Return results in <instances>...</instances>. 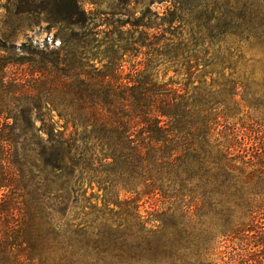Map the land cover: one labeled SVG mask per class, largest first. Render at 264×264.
Wrapping results in <instances>:
<instances>
[{
	"label": "trees",
	"instance_id": "16d2710c",
	"mask_svg": "<svg viewBox=\"0 0 264 264\" xmlns=\"http://www.w3.org/2000/svg\"><path fill=\"white\" fill-rule=\"evenodd\" d=\"M84 1H25L56 51L0 41V264H264V0Z\"/></svg>",
	"mask_w": 264,
	"mask_h": 264
},
{
	"label": "rangeland",
	"instance_id": "374dc122",
	"mask_svg": "<svg viewBox=\"0 0 264 264\" xmlns=\"http://www.w3.org/2000/svg\"><path fill=\"white\" fill-rule=\"evenodd\" d=\"M25 1L26 0H0V41L4 43L3 45H5L8 51L12 47H16L17 49L21 48L22 51H26L27 49L34 51H45L46 49L47 51L58 50L61 45V40L59 38H55L56 33L60 31L58 30V27L51 28L45 16L36 17L33 15L23 14L22 11L26 7L24 4ZM93 3H95V5H91L88 0H85L83 2V8L87 12L93 11L96 16L101 17L100 19L103 17L101 14H110L112 12L118 13L113 0H94ZM154 6L153 10L157 12H162L165 8L160 5ZM138 15L139 9L136 8L132 16L137 17ZM261 18L262 17H251L250 22H252V25H256L258 23V19ZM262 20V22H264V17ZM104 29L105 26H101L98 30L104 31ZM62 30L66 38H70L72 33L75 31L71 28H64ZM233 33L239 35L240 31L233 29ZM245 38L246 36L243 35L242 40L239 41L236 37H234L231 38V40H228V43L233 44L232 51L234 53V60L232 63L237 62L239 60V54H242L243 62H247L246 70H244L247 71L250 65L255 62L262 61L263 55L261 49L262 47H260L261 45L256 44L253 40L247 41ZM256 73V78L259 79L260 72L258 68L256 69ZM170 77H173L171 72L168 74V78ZM209 82L210 80L207 79V83ZM240 99V97L236 98L238 102ZM250 114L251 118L255 120L259 117V115L253 113ZM240 116H242V114ZM231 121L232 123L236 122L235 120ZM162 207L164 206L158 202L157 208L162 209ZM146 211H150L148 204H146L141 210L143 214ZM221 245V248H218L217 250L215 249L211 253L214 255L213 258L218 260L223 257V253L226 251L223 247L228 244L224 242Z\"/></svg>",
	"mask_w": 264,
	"mask_h": 264
}]
</instances>
